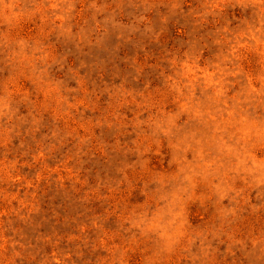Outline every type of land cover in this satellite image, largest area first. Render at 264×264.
<instances>
[{
    "label": "rangeland",
    "instance_id": "374dc122",
    "mask_svg": "<svg viewBox=\"0 0 264 264\" xmlns=\"http://www.w3.org/2000/svg\"><path fill=\"white\" fill-rule=\"evenodd\" d=\"M0 264H264V0H0Z\"/></svg>",
    "mask_w": 264,
    "mask_h": 264
}]
</instances>
